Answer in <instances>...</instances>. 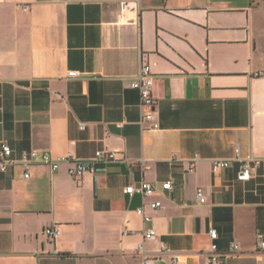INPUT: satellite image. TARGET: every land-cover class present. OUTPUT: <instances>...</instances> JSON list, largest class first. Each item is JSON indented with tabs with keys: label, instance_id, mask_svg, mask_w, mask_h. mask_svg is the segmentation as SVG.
Listing matches in <instances>:
<instances>
[{
	"label": "crops",
	"instance_id": "obj_1",
	"mask_svg": "<svg viewBox=\"0 0 264 264\" xmlns=\"http://www.w3.org/2000/svg\"><path fill=\"white\" fill-rule=\"evenodd\" d=\"M121 1L0 0V148L38 160L0 171V264H140L148 228L152 264H211L210 229L222 264H264V0H126L127 20ZM141 62L156 130L141 127L129 87ZM236 149L260 160L247 182L236 180ZM96 151L135 165L69 176ZM44 154L71 159L53 172ZM214 160L231 165L213 174ZM143 180L156 187L144 201L123 193ZM153 201L144 223L135 210Z\"/></svg>",
	"mask_w": 264,
	"mask_h": 264
},
{
	"label": "built area",
	"instance_id": "obj_2",
	"mask_svg": "<svg viewBox=\"0 0 264 264\" xmlns=\"http://www.w3.org/2000/svg\"><path fill=\"white\" fill-rule=\"evenodd\" d=\"M128 3L126 0L121 1V18L123 20H127L128 15ZM24 10H26L25 7H23ZM78 74L77 72H69L68 77H76ZM152 86H153V80L152 76L150 74V68L147 64L142 63L139 66V70L137 74L135 75L134 79L130 83L129 87L131 89L137 90L139 93V106L142 110V116L140 120V125L143 129H149V130H156L158 128V124L156 122V100L153 97L152 94ZM80 129H84V125L80 126ZM12 156V150L7 144L6 141H3L1 143L0 148V171L4 172L7 170L9 166H14L19 163H34L37 162V154L35 151H32L28 154H23L21 157V160L16 161L11 158ZM71 159L70 154H67L65 157L61 159L53 160L51 159L47 154H44L41 158V161L44 164H47L50 166L51 170L54 172L58 169L59 164L61 162H69ZM233 161L237 162L238 164V171L236 175V180L239 182H247L249 181L255 174L257 168L260 165V160L258 158H241L239 154V150H235V155L233 158ZM96 162H105V163H123L128 165L129 167H133L135 164L129 162L125 158H117L115 152L110 151H96L93 158L87 161H72V165L68 168L67 172L69 176L72 178H78L81 177L85 172L90 171L92 169V166ZM196 160L193 161L188 171L192 172L194 171V164ZM139 165L142 168L144 167V162L140 160ZM231 165L230 161L227 160H214L211 164V171L213 174H217L220 171L229 168ZM24 178L28 179L29 174L25 173ZM172 188V180H168L164 182L161 185L162 190H171ZM156 191V187L154 184L147 182L145 180L141 181L138 186L129 185L126 186L123 189V193L125 195H128L129 197L134 195H139L142 200L144 201L145 198L151 196ZM196 197L200 203H204V195L203 190L201 188L197 189ZM149 207L151 210H157L160 207V202L153 201L149 204H145L144 202L142 205L138 208H136L135 212L138 216H140L144 223H147L150 221V217L145 213V208ZM132 232L123 231L122 234L124 236L130 234ZM44 234L54 240L57 236H59L60 232L57 228L54 227H47L44 230ZM143 241L138 244L137 246V256L140 258V264H152V258L147 256L146 249H145V241L153 239L156 236L155 230L148 228L143 230ZM209 238L211 240L210 247H209V256H210V262L211 264H222L223 259L226 255L220 253L218 251V247L216 244L217 240V231L215 229L209 230ZM258 247L260 249H264V242L260 239L258 240ZM238 250V246L236 244H232L230 247V252H236ZM167 252V248L164 243H161L160 246V253ZM181 260L180 255H174L171 259V264H178Z\"/></svg>",
	"mask_w": 264,
	"mask_h": 264
}]
</instances>
